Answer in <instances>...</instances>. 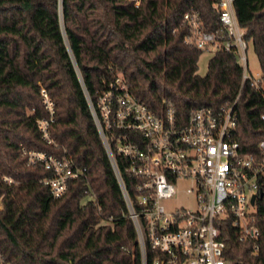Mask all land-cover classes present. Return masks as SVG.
<instances>
[{
	"label": "trees",
	"instance_id": "trees-1",
	"mask_svg": "<svg viewBox=\"0 0 264 264\" xmlns=\"http://www.w3.org/2000/svg\"><path fill=\"white\" fill-rule=\"evenodd\" d=\"M190 9L199 11L207 31L220 28L210 0H141L138 7L133 0H0V254L6 263L141 264L135 225L89 106L119 76L152 111L163 114L172 103L183 121L200 107L218 111L240 94L237 140L249 153L264 140V0H235L260 64L261 91L243 83L232 53H215L207 74H198L203 52L185 43L182 25ZM42 90L56 108L52 146L37 125L47 116ZM24 151L70 156L85 178L54 199L42 183L51 173L29 165ZM115 158L133 196L135 180ZM256 217L257 256L252 243L239 241L231 220L222 223L229 264H264V204Z\"/></svg>",
	"mask_w": 264,
	"mask_h": 264
},
{
	"label": "built area",
	"instance_id": "built-area-1",
	"mask_svg": "<svg viewBox=\"0 0 264 264\" xmlns=\"http://www.w3.org/2000/svg\"><path fill=\"white\" fill-rule=\"evenodd\" d=\"M133 1L140 5L141 0ZM210 1L220 28L207 31L199 11L190 9L182 20L185 43L202 52L236 55L243 83L250 81L261 91V76L249 71L250 43L239 24L235 0ZM41 96L47 116L37 125L42 141L52 146L56 144L51 133L55 103L44 90ZM239 99L240 94L218 111L197 108L183 121L177 118L172 103L163 114L152 111L119 76L95 103L89 101L135 225L141 264H229L220 228L228 219L237 228L239 241L252 243V254H259L261 230L256 214L264 204V140L254 152L243 150L236 138ZM261 118L264 120V113ZM23 153L29 165L42 166L51 173L42 183L54 199L63 197L72 181L85 178V171L70 156L47 151ZM116 155L125 161L126 174L135 180L133 196L124 184ZM181 194L193 198V207L168 209L165 202ZM0 264H9L1 254Z\"/></svg>",
	"mask_w": 264,
	"mask_h": 264
},
{
	"label": "rangeland",
	"instance_id": "rangeland-1",
	"mask_svg": "<svg viewBox=\"0 0 264 264\" xmlns=\"http://www.w3.org/2000/svg\"><path fill=\"white\" fill-rule=\"evenodd\" d=\"M214 55H215L214 51L203 52L201 54L198 62V74L200 76L203 77L207 74L208 63ZM248 64L251 75L255 77L261 76L260 64L256 56V53L254 51V48L251 44L249 45V50H248ZM40 98H42L41 95ZM193 204H194L193 198L185 196L184 194L178 195L176 198H174L171 201L165 202V205L168 209H173L176 207H184V206L193 207Z\"/></svg>",
	"mask_w": 264,
	"mask_h": 264
},
{
	"label": "water",
	"instance_id": "water-1",
	"mask_svg": "<svg viewBox=\"0 0 264 264\" xmlns=\"http://www.w3.org/2000/svg\"><path fill=\"white\" fill-rule=\"evenodd\" d=\"M262 195V194H261ZM252 203H254V198L252 199Z\"/></svg>",
	"mask_w": 264,
	"mask_h": 264
}]
</instances>
